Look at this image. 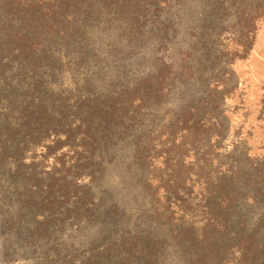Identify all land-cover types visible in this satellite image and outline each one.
<instances>
[{
	"label": "trees",
	"instance_id": "trees-1",
	"mask_svg": "<svg viewBox=\"0 0 264 264\" xmlns=\"http://www.w3.org/2000/svg\"><path fill=\"white\" fill-rule=\"evenodd\" d=\"M160 3L0 0L4 262L117 264L110 248L84 257L42 248L58 232L93 216L94 183L105 169L111 138L133 123L136 104L140 109L158 103L172 83L171 67L164 66L131 92L96 98L78 76L91 58V29L98 17L125 11L133 12L127 24L137 29L145 12L163 10ZM215 101L209 96L188 104L157 141L150 139L143 148L152 166L149 190L189 264H264V157L246 159L238 145L221 157L215 154L213 142L220 134ZM243 198L260 206L262 214L252 228L233 229L227 211Z\"/></svg>",
	"mask_w": 264,
	"mask_h": 264
},
{
	"label": "rangeland",
	"instance_id": "rangeland-1",
	"mask_svg": "<svg viewBox=\"0 0 264 264\" xmlns=\"http://www.w3.org/2000/svg\"><path fill=\"white\" fill-rule=\"evenodd\" d=\"M160 1L163 10L145 12L137 29L128 25L131 11L92 21L91 58L78 76L96 98L131 92L164 66L171 67L172 83L158 103L136 104L133 123L111 138L94 183L93 216L58 232L43 251L84 257L103 247L117 264H189L151 196L152 166L142 151L188 104L209 96L218 103L215 154L238 145L246 159L264 157V0ZM261 214L243 198L227 211V223L249 229ZM0 264L8 263L0 258Z\"/></svg>",
	"mask_w": 264,
	"mask_h": 264
}]
</instances>
